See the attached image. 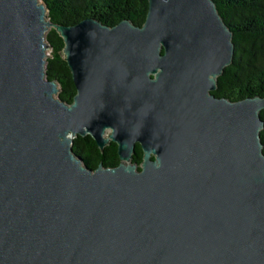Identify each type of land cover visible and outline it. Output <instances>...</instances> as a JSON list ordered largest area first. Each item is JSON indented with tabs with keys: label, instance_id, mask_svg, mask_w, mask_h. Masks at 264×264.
I'll return each mask as SVG.
<instances>
[{
	"label": "water",
	"instance_id": "water-1",
	"mask_svg": "<svg viewBox=\"0 0 264 264\" xmlns=\"http://www.w3.org/2000/svg\"><path fill=\"white\" fill-rule=\"evenodd\" d=\"M49 28L71 103L45 76ZM233 52L213 0H148L141 25L111 26L0 0V264H264V96L211 92ZM85 134L118 164L86 165Z\"/></svg>",
	"mask_w": 264,
	"mask_h": 264
},
{
	"label": "trees",
	"instance_id": "trees-1",
	"mask_svg": "<svg viewBox=\"0 0 264 264\" xmlns=\"http://www.w3.org/2000/svg\"><path fill=\"white\" fill-rule=\"evenodd\" d=\"M220 16L232 32L234 52L232 61L217 76L216 88L211 92L229 100L248 96H264V0H213ZM47 17L60 24H74L85 17H94L107 25L128 19L136 25L144 22L148 0H42ZM49 54L44 63L45 76L58 82L57 96L71 103L75 86L64 60L63 40L54 28L45 33ZM263 121L260 129L264 153V108L259 111ZM72 149L84 163L95 168L99 162L104 166L117 165V146L109 141L100 149L89 135H76ZM142 149L138 143L131 162L140 168Z\"/></svg>",
	"mask_w": 264,
	"mask_h": 264
},
{
	"label": "rangeland",
	"instance_id": "rangeland-1",
	"mask_svg": "<svg viewBox=\"0 0 264 264\" xmlns=\"http://www.w3.org/2000/svg\"><path fill=\"white\" fill-rule=\"evenodd\" d=\"M40 1H41V0H40ZM46 53H47V55L49 54V49L46 50ZM56 95H57V94H55V96H56Z\"/></svg>",
	"mask_w": 264,
	"mask_h": 264
}]
</instances>
